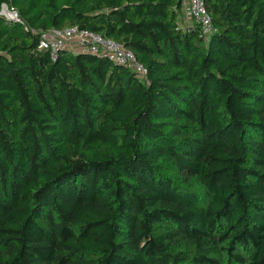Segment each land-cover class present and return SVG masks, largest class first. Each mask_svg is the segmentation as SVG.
<instances>
[{"label": "trees", "instance_id": "16d2710c", "mask_svg": "<svg viewBox=\"0 0 264 264\" xmlns=\"http://www.w3.org/2000/svg\"><path fill=\"white\" fill-rule=\"evenodd\" d=\"M0 0V264H264V0ZM79 29L146 74L37 31Z\"/></svg>", "mask_w": 264, "mask_h": 264}, {"label": "built area", "instance_id": "2783aa9c", "mask_svg": "<svg viewBox=\"0 0 264 264\" xmlns=\"http://www.w3.org/2000/svg\"><path fill=\"white\" fill-rule=\"evenodd\" d=\"M0 14L7 20L18 21L17 13L5 4L0 7ZM182 14L189 22L199 27L203 36L212 33L211 19L206 11L203 0H182ZM37 49L47 51L54 59L60 50L67 49L81 51L102 57L118 65H123L130 70L145 75L146 69L136 61L134 54L125 49L121 44L110 40L100 34L71 27L66 29L39 30Z\"/></svg>", "mask_w": 264, "mask_h": 264}, {"label": "crops", "instance_id": "0c3cea01", "mask_svg": "<svg viewBox=\"0 0 264 264\" xmlns=\"http://www.w3.org/2000/svg\"><path fill=\"white\" fill-rule=\"evenodd\" d=\"M187 25H189L188 20H186V18H184V16H182L180 26L184 27V26H187Z\"/></svg>", "mask_w": 264, "mask_h": 264}]
</instances>
